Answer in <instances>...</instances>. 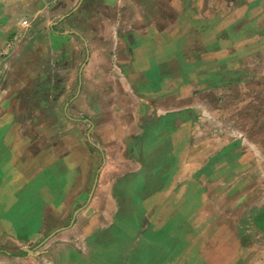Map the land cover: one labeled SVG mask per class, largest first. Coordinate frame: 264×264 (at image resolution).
<instances>
[{
  "label": "crops",
  "instance_id": "obj_1",
  "mask_svg": "<svg viewBox=\"0 0 264 264\" xmlns=\"http://www.w3.org/2000/svg\"><path fill=\"white\" fill-rule=\"evenodd\" d=\"M255 21L264 0H76L29 36L40 46L18 49L14 32L0 81V264L140 249L199 181L192 136L231 82L223 72L256 58Z\"/></svg>",
  "mask_w": 264,
  "mask_h": 264
},
{
  "label": "rangeland",
  "instance_id": "obj_2",
  "mask_svg": "<svg viewBox=\"0 0 264 264\" xmlns=\"http://www.w3.org/2000/svg\"><path fill=\"white\" fill-rule=\"evenodd\" d=\"M71 1L0 0V81L6 80L3 70L10 71V36L23 35L18 49L37 46L32 36L51 33L50 25L73 8L76 0ZM25 21L28 29H23ZM251 36L259 39L246 49L254 47L247 51L256 52V58L247 64L240 55L237 70L230 76L229 70L223 72L231 82L217 99L212 91L216 101L207 106L192 136L196 149L190 174L199 181L190 184L168 222L143 236L140 249L119 254V247L113 253L108 248L104 257L99 255L104 260L94 263L53 249L29 263L10 264H264V23H251ZM45 41L52 47L51 39Z\"/></svg>",
  "mask_w": 264,
  "mask_h": 264
}]
</instances>
